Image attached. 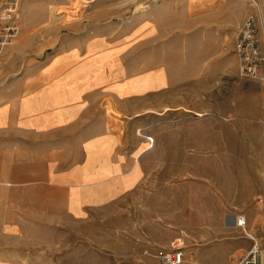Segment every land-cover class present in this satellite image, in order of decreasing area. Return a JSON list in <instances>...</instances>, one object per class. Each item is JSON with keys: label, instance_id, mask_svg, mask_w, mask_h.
Masks as SVG:
<instances>
[{"label": "rangeland", "instance_id": "rangeland-1", "mask_svg": "<svg viewBox=\"0 0 264 264\" xmlns=\"http://www.w3.org/2000/svg\"><path fill=\"white\" fill-rule=\"evenodd\" d=\"M19 1L20 34L0 74V115L8 120L0 146L58 149L72 165L88 153L106 174L121 157L125 171L136 165L138 183L118 197L111 184V195L81 219L26 220L22 245L5 259L157 264L147 252L181 241L194 264V250L223 244L210 240V217L200 214L210 205L202 177L211 157L210 121L199 114L225 112L233 98L241 110L257 95L242 84L231 53L250 0ZM52 8L70 19L53 25ZM222 220L229 227V217ZM217 249V261L204 264H228L227 250Z\"/></svg>", "mask_w": 264, "mask_h": 264}, {"label": "crops", "instance_id": "crops-1", "mask_svg": "<svg viewBox=\"0 0 264 264\" xmlns=\"http://www.w3.org/2000/svg\"><path fill=\"white\" fill-rule=\"evenodd\" d=\"M241 80L257 91L255 96L248 95V107L240 110L233 98L225 112L199 114L200 120L210 121V141L204 150L211 157L210 171L202 177L208 183L210 205L209 209L201 207L200 214L210 217V240L226 241L212 247L209 254L194 250V264L217 261V247L227 250L225 263L234 264L254 246L249 236L264 249V90L258 82ZM6 122L0 115L1 133ZM212 138H219V144ZM1 144L0 264L17 261L5 259L4 252L22 245L19 227L26 220L58 226L68 219H81L89 208L104 201L111 184L112 195L118 197L127 191L126 186L131 189L138 183L136 165L125 171L121 157L112 158L114 171L106 174L104 168L91 167L88 153L84 161L72 165L58 149L34 153L11 149L8 142ZM223 217H229V227L223 226ZM238 218L245 219L247 235L237 227ZM185 258L189 264L186 250Z\"/></svg>", "mask_w": 264, "mask_h": 264}, {"label": "built area", "instance_id": "built-area-1", "mask_svg": "<svg viewBox=\"0 0 264 264\" xmlns=\"http://www.w3.org/2000/svg\"><path fill=\"white\" fill-rule=\"evenodd\" d=\"M252 11L246 16L236 33L232 54L238 62L239 77L258 82L264 90V0H250ZM21 5L19 0H0V74L6 64L8 50L20 34ZM237 227L244 233L246 221L238 218ZM247 235V234H246ZM252 249L238 264H264V249L255 238ZM185 245L176 241L169 248H155L150 254L157 264H187Z\"/></svg>", "mask_w": 264, "mask_h": 264}, {"label": "bare ground", "instance_id": "bare-ground-1", "mask_svg": "<svg viewBox=\"0 0 264 264\" xmlns=\"http://www.w3.org/2000/svg\"><path fill=\"white\" fill-rule=\"evenodd\" d=\"M50 15L53 17L51 22L53 25L70 19L69 15L61 13L58 8H52Z\"/></svg>", "mask_w": 264, "mask_h": 264}]
</instances>
